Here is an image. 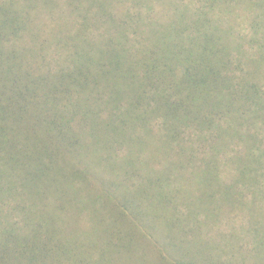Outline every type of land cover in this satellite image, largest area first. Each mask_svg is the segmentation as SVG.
<instances>
[{"label":"trees","instance_id":"1","mask_svg":"<svg viewBox=\"0 0 264 264\" xmlns=\"http://www.w3.org/2000/svg\"><path fill=\"white\" fill-rule=\"evenodd\" d=\"M21 1L0 0V264H93L84 201L148 236L147 212L196 229L194 196L262 183L264 0H49L66 30L38 42Z\"/></svg>","mask_w":264,"mask_h":264},{"label":"rangeland","instance_id":"2","mask_svg":"<svg viewBox=\"0 0 264 264\" xmlns=\"http://www.w3.org/2000/svg\"><path fill=\"white\" fill-rule=\"evenodd\" d=\"M20 4L32 20L29 27L31 37L28 36L31 42H38L40 38L53 41L58 35L55 31L66 30L54 19L60 10L57 3L22 0ZM54 6L56 10L49 12ZM38 11L40 14H36ZM51 55L54 56V52ZM162 166L158 165L156 169ZM219 172L222 181L230 184L234 171L222 167ZM184 183L187 185L189 182ZM241 190L245 193L241 198L223 203L221 196L213 200L204 199L200 194L194 196L193 206L204 211L196 217V229L189 230L185 223L177 228L176 221L166 217V212H147L144 222L157 225L149 230L148 236L139 232L136 221L108 218L106 201H84L78 208L85 222L80 228L73 223L71 225L72 230L78 228L76 233L82 235L87 247L73 248L79 255L93 256V264H264V178L262 183L249 185L248 188L242 186ZM186 212L187 209H184L183 213ZM65 220L67 223L74 222L69 218ZM113 222L121 237H118V243L108 244L115 233ZM175 230H179L177 236ZM176 241L180 247H164Z\"/></svg>","mask_w":264,"mask_h":264}]
</instances>
